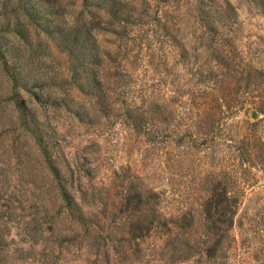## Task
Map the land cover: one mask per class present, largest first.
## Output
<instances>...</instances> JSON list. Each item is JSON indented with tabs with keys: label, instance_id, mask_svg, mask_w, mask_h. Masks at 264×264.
<instances>
[{
	"label": "rangeland",
	"instance_id": "rangeland-1",
	"mask_svg": "<svg viewBox=\"0 0 264 264\" xmlns=\"http://www.w3.org/2000/svg\"><path fill=\"white\" fill-rule=\"evenodd\" d=\"M263 104L264 0H0V264H264Z\"/></svg>",
	"mask_w": 264,
	"mask_h": 264
},
{
	"label": "trees",
	"instance_id": "trees-1",
	"mask_svg": "<svg viewBox=\"0 0 264 264\" xmlns=\"http://www.w3.org/2000/svg\"><path fill=\"white\" fill-rule=\"evenodd\" d=\"M108 5H115L114 4V1H110L108 2L107 6ZM115 8V7H114ZM115 8V10H113L111 7H110V10L107 12H109L111 14V16H113L115 19L119 20V15H120V11ZM75 37V40L76 42L80 41V38L82 37V34L81 33H78L76 35H74ZM86 37V36H85ZM85 37H83L84 39H86ZM224 62V63H223ZM226 63H228V61L225 60V58L222 57V65H225ZM24 106V103L21 102ZM207 106L203 107L204 108V114H205V119L206 121H209V124L210 126L212 127V131L214 130H217V129H221V125L222 123L220 122L222 119H224L226 116H225V107L224 105H214V104H206ZM260 110L264 111V104L261 106H259ZM231 109V108H230ZM235 113H246L247 114V111H248V108L245 107V106H242L240 105L238 108H235ZM221 112V114H220ZM144 116L141 115L137 121H142L144 120L143 118ZM142 119V120H141ZM147 124L144 125V127L146 126ZM147 130V129H146ZM148 132V131H147ZM146 132V133H147ZM36 137H37V140L39 142V146L43 149L42 151V156L44 157L45 159V162H46V165H47V168L48 170L50 171V173L53 175V177L56 179V180H60L59 181V189H60V195H61V198L63 199L64 201V204H65V208L67 210H69V212H73L74 210L77 212L79 210L75 200H73V198L68 194V192L66 191V189L64 188V186L61 184V174L59 172V170L57 169L55 163L52 161V157L51 155L49 154V152H47L46 150V146L44 144V141L42 140V137H39L37 134H35ZM214 201V202H213ZM212 203H214V207L218 208L217 210H221L220 213V216L222 217V219L220 220H216V221H211V214L209 213H204L205 216V220H207V222H210L211 223V227L210 229L212 230H216L219 228V225H224L226 224L227 226L230 225V220L226 219V211L227 209L229 208V205L226 203V198H225V201H224V195L222 196L221 199L217 200V198H214V200L211 201ZM147 204V200L144 198V197H141V194H138V196H135V197H129L127 198L126 202L124 203V207L125 209H141L142 207H144L145 205ZM207 211V210H206ZM79 215V214H78ZM152 221L153 223H155V228H159V229H162V227H166L167 226V231L168 233H172V227L176 228V229H179V230H184L186 231L187 229L191 228L194 224L193 220H192V217L190 216V214H184L182 215L181 217L177 218L176 220L170 222V226H168L164 221H161L159 218H158V215L153 217V219L151 221H148L146 218H145V215H142V218L140 219L139 222L135 223V224H138L136 227L134 225V223L132 224L133 227H135V230L138 231L140 234L139 237L141 238H145L151 231V225H152ZM164 231V230H162ZM134 239L137 240L138 236H133ZM217 245L218 244H215L213 247H209V248H206L204 250V253L206 256H209V257H214L215 256V253H216V250H217ZM183 247H181L179 249V252L181 254V259H187L188 256L187 255V252L190 250L187 249V244L184 242V244H182ZM130 249V248H129ZM199 251H201L200 247L198 248Z\"/></svg>",
	"mask_w": 264,
	"mask_h": 264
},
{
	"label": "water",
	"instance_id": "water-1",
	"mask_svg": "<svg viewBox=\"0 0 264 264\" xmlns=\"http://www.w3.org/2000/svg\"><path fill=\"white\" fill-rule=\"evenodd\" d=\"M257 117H258L257 113H256L255 111H252V112H251V118H252L253 120H255V119H257Z\"/></svg>",
	"mask_w": 264,
	"mask_h": 264
}]
</instances>
